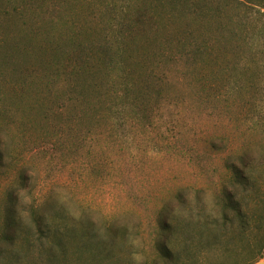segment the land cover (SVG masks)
Instances as JSON below:
<instances>
[{
    "label": "rangeland",
    "instance_id": "374dc122",
    "mask_svg": "<svg viewBox=\"0 0 264 264\" xmlns=\"http://www.w3.org/2000/svg\"><path fill=\"white\" fill-rule=\"evenodd\" d=\"M192 1L173 21L163 0H0L1 264H44L71 232L115 233L116 257L71 243L65 264H152L158 242L169 264L264 253V17ZM111 43L113 69L89 59L88 75H75ZM123 96L131 106L114 116ZM241 160L252 182L230 185ZM223 192L241 204L244 231L211 225ZM163 220L176 231L159 232Z\"/></svg>",
    "mask_w": 264,
    "mask_h": 264
},
{
    "label": "trees",
    "instance_id": "16d2710c",
    "mask_svg": "<svg viewBox=\"0 0 264 264\" xmlns=\"http://www.w3.org/2000/svg\"><path fill=\"white\" fill-rule=\"evenodd\" d=\"M158 1V0H157ZM166 2V4L170 7L173 8V11L170 10V15L175 16L173 21H177L178 15H179V9L182 8L183 4L189 3L191 0H163ZM237 3L238 5L235 6H243L246 9L247 15H254L256 17L257 15H261L264 17V13L261 12V10H264V0H231ZM160 4V3H159ZM192 6L194 9H199L196 4L195 0L192 1ZM108 9H113L108 6ZM107 14L112 17L113 14L109 13V10H107ZM181 15V14H180ZM135 17V16H134ZM157 17V16H156ZM113 19V18H112ZM118 38L121 37V32L120 34L117 35ZM71 42H75V39H72ZM186 47L182 43L177 44V49H179V52H181L182 56V51ZM114 49V43H111L110 45H103L97 50H90L87 54H85L82 58V62L80 61L78 63L77 70H74V73L76 76H81V75H88V65L87 62L88 60H93L94 62L101 63L103 64L106 68L108 67H115L116 64H114V60L112 59V55L115 54L116 50ZM118 50V49H117ZM119 51V50H118ZM205 52L204 46L202 44H197L189 50V54H191L194 57H198L199 55H203ZM81 63V64H80ZM113 69V68H112ZM230 88H237L240 86H237V84L231 83L230 81L228 82ZM126 85V83H124ZM127 89V86H126ZM128 91V90H127ZM128 98L127 96L121 97L119 100V104L116 105L117 109L115 110L116 112L113 113L114 116H116L118 111L124 109L127 106H131V104L128 103ZM135 106L137 104H134ZM134 117H137L138 115L136 113H133ZM242 164L240 167H229L228 171H230V176L227 179V182L230 183V185H240L242 187H245L249 185L252 182V179L250 177V168L249 165L250 163L241 160ZM22 180V185L24 182V178H20ZM182 197L181 194H178L176 198L180 199ZM235 196L233 194H226L223 192V197L221 198L219 205L222 211V216L220 222H215L212 223L211 225L215 227H219L222 229L224 232L227 230V228H231L235 222H237V225L241 228L242 231H244L248 224L249 221L247 220V216L244 212H242L241 204L236 201ZM164 211V209L162 210ZM233 213V216L235 219L231 218L228 216L227 213ZM33 222L35 226L37 227V230L39 231V235L42 236V238H47V231L48 228L43 224V219L39 215H33ZM256 223L259 222L258 220L255 221ZM8 227L12 226V224L16 225L17 223L13 220L9 221L6 223ZM189 225V224H188ZM209 224V226L211 227ZM207 224H205V227H209ZM203 227V226H202ZM203 227V228H205ZM258 228V226H257ZM123 229V228H122ZM176 231V225L170 224L167 221L163 220L160 223L159 227V232H175ZM15 234H12V237ZM200 238L204 237V233L200 232ZM5 237V236H4ZM215 235L213 236V238ZM7 239H11V236H6ZM16 236L14 237V239ZM57 238V237H56ZM13 239V238H12ZM58 244L54 247H49L46 252H45V260L44 264H65L66 257H67V249H69V245L71 243L76 244L79 249L77 251H80V249L84 248L90 249L93 251V256L97 258V261L105 260L106 262H112L115 259V251H114V246L116 243L115 240V233L113 232H105L104 234L97 233V232H71L69 235H64L62 237H58L56 239ZM61 241V242H60ZM67 247V248H66ZM247 248V247H246ZM60 249V250H59ZM59 250V251H58ZM155 258L153 260L152 264H169L174 262V253L172 250H170L167 245H163L161 243H156L155 244ZM95 251V252H94ZM228 252V250H226ZM1 254V253H0ZM58 254L60 255L58 258ZM262 252L260 251L259 256L246 263V264H252L256 260L260 259L262 256ZM1 257V256H0ZM99 258V259H98ZM1 264V263H0Z\"/></svg>",
    "mask_w": 264,
    "mask_h": 264
},
{
    "label": "crops",
    "instance_id": "0c3cea01",
    "mask_svg": "<svg viewBox=\"0 0 264 264\" xmlns=\"http://www.w3.org/2000/svg\"><path fill=\"white\" fill-rule=\"evenodd\" d=\"M252 264H264V253L262 254L261 258L256 260L254 263Z\"/></svg>",
    "mask_w": 264,
    "mask_h": 264
}]
</instances>
